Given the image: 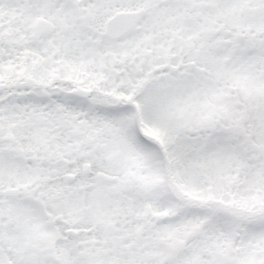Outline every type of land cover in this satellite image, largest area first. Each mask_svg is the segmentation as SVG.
Wrapping results in <instances>:
<instances>
[{
	"label": "snow or ice",
	"instance_id": "6c2138e0",
	"mask_svg": "<svg viewBox=\"0 0 264 264\" xmlns=\"http://www.w3.org/2000/svg\"><path fill=\"white\" fill-rule=\"evenodd\" d=\"M0 264H264V0H0Z\"/></svg>",
	"mask_w": 264,
	"mask_h": 264
}]
</instances>
